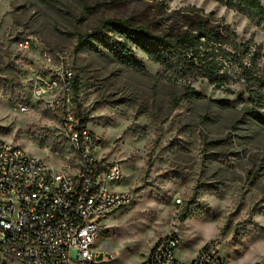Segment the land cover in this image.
<instances>
[{
    "label": "rangeland",
    "instance_id": "374dc122",
    "mask_svg": "<svg viewBox=\"0 0 264 264\" xmlns=\"http://www.w3.org/2000/svg\"><path fill=\"white\" fill-rule=\"evenodd\" d=\"M164 1L172 10L212 12L239 42L264 48V30L217 0ZM96 2L0 0V138L40 157L46 147L60 154L57 163L67 161L58 119L34 102L25 69L29 55L17 42L34 34L44 48H68L75 111L121 165L117 188L132 193L129 205L103 221L95 247L112 261L100 264H140L167 232L180 236L175 257L182 262L217 239L225 264L264 263V121L246 113L245 84L225 91L205 80L186 82L139 50L133 55L142 69L115 60L104 41L83 45V35L114 14L85 8ZM21 102L28 104L25 112ZM260 115L264 119V110ZM11 201L16 216L18 201ZM0 264L21 263L0 254Z\"/></svg>",
    "mask_w": 264,
    "mask_h": 264
},
{
    "label": "built area",
    "instance_id": "2783aa9c",
    "mask_svg": "<svg viewBox=\"0 0 264 264\" xmlns=\"http://www.w3.org/2000/svg\"><path fill=\"white\" fill-rule=\"evenodd\" d=\"M17 47L29 55L25 69L34 102L58 119L69 151L67 161L57 163L58 152L43 147L40 157L0 138V254L21 264L110 262L95 244L103 221L129 205L132 193L117 188L124 179L121 165L75 111L72 50L44 48L34 34L20 38ZM18 109L25 112L28 104ZM179 244L177 233L163 234L140 264H225L217 239L205 241L187 262L175 257Z\"/></svg>",
    "mask_w": 264,
    "mask_h": 264
},
{
    "label": "trees",
    "instance_id": "16d2710c",
    "mask_svg": "<svg viewBox=\"0 0 264 264\" xmlns=\"http://www.w3.org/2000/svg\"><path fill=\"white\" fill-rule=\"evenodd\" d=\"M217 1L264 30V5L260 0ZM96 3L85 8L92 13L102 7L114 14L84 34L83 45L93 39L104 41L115 60L142 69L133 55L139 50L165 72L186 82L205 80L225 91L230 84L241 82L249 93L246 113L264 121L260 115L264 110V48L239 42L229 25L223 24L214 13L196 7L172 10L164 0ZM76 94L74 78V97Z\"/></svg>",
    "mask_w": 264,
    "mask_h": 264
}]
</instances>
